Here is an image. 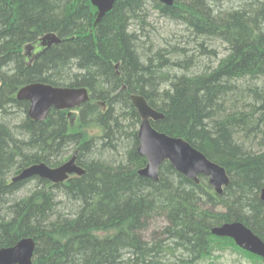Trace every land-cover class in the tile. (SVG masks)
<instances>
[{"label": "trees", "instance_id": "trees-1", "mask_svg": "<svg viewBox=\"0 0 264 264\" xmlns=\"http://www.w3.org/2000/svg\"><path fill=\"white\" fill-rule=\"evenodd\" d=\"M150 14L182 26L186 48ZM46 34L60 42L25 62V46ZM213 46L224 51L217 63ZM205 51L212 63L200 60ZM33 83L85 88L89 101L74 116L51 109L32 121L15 93ZM131 95L164 116L151 122L157 132L225 170L221 195L167 162L158 181L138 174L146 160ZM73 154L82 176L9 183ZM263 188L264 0H118L100 17L90 0H0V248L32 238V264H200L226 250L264 264L210 233L239 222L264 243ZM157 220L164 226L146 237Z\"/></svg>", "mask_w": 264, "mask_h": 264}, {"label": "water", "instance_id": "water-1", "mask_svg": "<svg viewBox=\"0 0 264 264\" xmlns=\"http://www.w3.org/2000/svg\"><path fill=\"white\" fill-rule=\"evenodd\" d=\"M118 0H90L97 9L98 17L112 8ZM159 3L171 6L173 0H157ZM47 42V43H46ZM54 34H47L42 38V45L59 43ZM85 88L53 87L51 85L35 83L20 88L16 93L17 100H25L30 104L28 116L34 121H43L50 108L56 110L74 109L88 101ZM132 106L140 118L137 131V154L146 160V165L138 171L142 177L158 181L160 166L168 162L172 168L191 180L199 183L198 176L208 178V185L216 195H221L230 181L225 170L209 161L201 152L191 147L180 138L170 137L157 132L150 122L163 119V115L152 109L145 99L139 95L130 97ZM83 175L81 168L75 165V155L57 168H49L44 164H37L24 169L15 180L31 177L48 180L52 183H62L69 175ZM259 198L264 202V188ZM211 235L227 238L239 249L264 260V243L250 229L239 222L223 223L210 229ZM35 243L32 238H23L14 246L0 249V264H32Z\"/></svg>", "mask_w": 264, "mask_h": 264}, {"label": "rangeland", "instance_id": "rangeland-1", "mask_svg": "<svg viewBox=\"0 0 264 264\" xmlns=\"http://www.w3.org/2000/svg\"><path fill=\"white\" fill-rule=\"evenodd\" d=\"M226 7H229V5L228 6L226 5ZM147 23L149 25H151L152 27L154 26L158 30L163 31L162 33H164V36H165V34L167 35V33H169L170 35L172 34V35H175V37H178L181 34L180 31H183L182 26L177 25L176 23L167 22L163 19L155 18L151 14H150V17H149V20L147 21ZM169 38L173 39V42L175 41L176 44L180 45V47L186 48L185 47L186 41L185 40L181 41V39H183V38H179V37L177 39L173 38V37H169ZM207 49H210V50L216 49L217 57L213 60V63H217V60H220L224 56L223 48L221 49V48H218L216 46H213V47H208ZM206 52L207 51H205L203 53L204 55H202L200 60L203 61L204 64L212 63V62H210L212 60V58L210 57V53H208V52L206 53ZM75 114H76V112L73 114V116ZM19 117H21V116H19ZM137 129H138V127H137ZM34 186H35L34 184H31V185H28L26 187H23V189L21 191H19V193H17V195H16L17 199L24 197L26 194L28 195L29 192L34 188ZM163 226H164V222L162 220L155 221L154 223H152L150 225L148 231L145 233L146 237H150L153 232L161 230V228ZM200 264H251V263L247 259H245L243 256H241L240 254L235 253L231 250H226L223 252L216 253L214 258L209 259L208 261L202 262Z\"/></svg>", "mask_w": 264, "mask_h": 264}, {"label": "flooded vegetation", "instance_id": "flooded-vegetation-1", "mask_svg": "<svg viewBox=\"0 0 264 264\" xmlns=\"http://www.w3.org/2000/svg\"><path fill=\"white\" fill-rule=\"evenodd\" d=\"M31 46L27 47V50L25 52V56H24V61L25 62H31L32 59L34 58V56H36L38 54L39 51H41L43 49L42 46H40V43H38V41H36V43L30 44ZM27 103V102H26ZM28 104V103H27ZM29 109V104L27 106V110H26V117L27 116V112ZM16 175H13L9 178V183L12 182V179L15 177ZM16 182V181H15ZM27 193V192H26Z\"/></svg>", "mask_w": 264, "mask_h": 264}, {"label": "bare ground", "instance_id": "bare-ground-1", "mask_svg": "<svg viewBox=\"0 0 264 264\" xmlns=\"http://www.w3.org/2000/svg\"><path fill=\"white\" fill-rule=\"evenodd\" d=\"M24 87V86H23ZM22 88V87H21ZM19 90V89H18ZM17 93V92H16ZM132 96V95H131ZM130 96V97H131ZM76 162V161H75ZM40 164H44V163H40ZM44 165H46V164H44ZM62 165V164H61ZM60 165V166H61ZM47 166V165H46ZM47 167H49V166H47ZM59 167V166H58ZM26 168H28V167H26ZM26 168H24V169H26ZM50 168V167H49ZM54 168H57V167H54ZM81 168V167H80ZM82 169V168H81ZM23 170V169H22ZM82 171H83V174H84V170L82 169ZM82 176V175H81ZM15 181H18V180H12V182H15Z\"/></svg>", "mask_w": 264, "mask_h": 264}]
</instances>
